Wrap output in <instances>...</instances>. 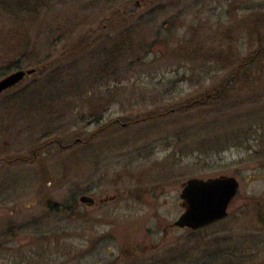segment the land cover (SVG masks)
I'll list each match as a JSON object with an SVG mask.
<instances>
[{"label":"rangeland","instance_id":"1","mask_svg":"<svg viewBox=\"0 0 264 264\" xmlns=\"http://www.w3.org/2000/svg\"><path fill=\"white\" fill-rule=\"evenodd\" d=\"M157 2L0 0V79L8 65L13 66L10 63L19 61L21 70L31 68L32 61L28 62L25 54L43 52L56 40L54 50L67 51L92 33L95 41L76 55V60L68 59L66 64L72 63L69 70L84 73V67L95 65L91 57L100 49L111 53L114 45L121 47L120 53L124 51L120 63L124 69L117 76L126 77L120 85L110 82L104 87L109 91L113 86L114 93L107 96L112 103L107 105L102 122L87 126L83 117L67 134L65 131L58 138L40 142L38 135L16 130V105L2 106L1 99L12 97L13 88L0 95V264H46L53 256L47 251L44 236L50 228L56 229L53 232L66 228L68 235L62 241L60 258L47 264H78L75 224L56 221L47 206L55 201L63 204L69 196L77 198L80 189L90 186L98 198L118 193L116 199H108L99 207L87 212L82 209L95 220L87 229L90 238L104 234L115 224L114 238L98 239L79 264H123L133 257L152 259L147 264H154L170 248H175L172 254L181 258L173 264H264V210L258 212L255 207L259 201L264 209V62L249 69L250 75L235 69V60L251 56L264 46V0H233L231 9L226 3L213 1V9L206 14L186 15L185 24L202 23L214 28L203 31V35H191L181 25L167 32L164 17L157 10L146 13ZM123 3L136 14L129 21L121 15L126 8ZM256 17L258 20H254ZM113 19L116 22L112 23ZM105 25L107 28H103ZM218 25H224L223 33L210 36ZM158 26L161 36L152 35ZM128 27L135 29L131 36L120 35ZM70 30L73 37L69 42L74 44L66 41ZM227 30H231V36H226ZM255 30H261L262 36L253 34ZM102 37L110 41L106 43ZM60 38L64 40L59 42ZM127 46L143 49L137 55L142 54L141 61L135 60L133 67L125 61L131 54ZM144 49L150 52L144 55ZM228 54L233 55L234 63L227 60L229 63L222 65ZM104 59L100 57L96 63ZM29 80L16 87L25 86ZM228 80L232 85L222 91ZM165 104L179 110L157 115L155 110ZM73 117L65 118L64 126H73ZM36 119L26 121L36 127ZM135 120L140 121L130 124ZM123 123L127 125L121 126ZM92 134L86 144L67 145L77 137L89 140ZM18 135L23 137L21 143L28 144L13 145ZM112 139L111 146L102 148ZM82 146L92 148L88 158L78 161L76 155ZM219 175L235 176L239 182L229 218L192 233L174 229L165 235L163 227L182 213L181 184L191 177ZM145 190L146 200L141 204L136 199ZM34 219L37 228L28 224ZM161 243L167 246L164 251L149 248V244ZM145 245L147 249L143 250ZM89 247L84 241L83 251Z\"/></svg>","mask_w":264,"mask_h":264},{"label":"trees","instance_id":"2","mask_svg":"<svg viewBox=\"0 0 264 264\" xmlns=\"http://www.w3.org/2000/svg\"><path fill=\"white\" fill-rule=\"evenodd\" d=\"M254 20H258V17ZM255 33L257 36H262L261 30H255ZM94 34L95 33H92L89 36L82 37L83 39L76 42V47L71 46L73 48L67 51H55L54 48L57 46L55 43L58 41L56 40L51 43V45L49 44V47H46L43 52H38L37 54L33 53L32 55L30 53L25 54L28 62L30 60L32 61L31 64L29 63L32 67L29 69H35V72L30 76V80L25 84V86L21 87V84L11 90L12 97L9 99L7 98L5 101V98L1 99L4 102V104H2L4 108H8L11 103L16 105L14 112L20 117V121L23 120L22 123L19 121L16 126V130L19 129V132H25L27 130L26 123L28 122L26 120L28 118H31V120L37 118V127H35V129L42 127L40 131L41 135L38 136V141L40 142L45 138H51L54 136H57L58 138L63 132L65 133V131V134H67V131H72L74 126L80 123V120L83 117H85L83 119H87V121H85L86 124L84 125H89L94 122L97 123L101 119L102 113L108 108L107 105L112 103L106 100L107 96L111 95V89L108 91L104 87L108 86L110 82L118 83L115 81L117 74H113L109 70L107 71V69L103 66L96 67L86 73L74 74V70L72 72L69 70V66L72 63L66 64L68 59L76 60V55L83 52V50L89 47V45H92V42L95 40H92L91 36ZM120 35L131 36L130 33H121ZM72 37L73 33L72 30H70L69 36L66 37V41L70 43L69 41ZM102 38H104L106 43L110 41L108 38ZM63 40L64 38H60L59 42H62ZM74 43L75 42L70 44ZM141 47L142 46L137 49L132 48V46H127L126 48L127 51L131 53V56L136 58L134 60L139 59L138 61H141L142 57L140 56L142 54L137 57L138 54L142 53L143 49ZM259 47L256 51L251 53V56L235 60V69H238L239 72L242 70L244 75H250L248 72L249 69H253L254 66L264 62V46L260 45ZM116 49L118 50L117 52H120L119 50L121 47L112 45V54L116 52ZM101 50L102 49L97 52V55L95 52L96 56L91 57L90 60L95 59V61H97L100 57L106 58L110 55L107 49L105 52ZM149 52L150 51L145 50L144 55ZM121 53L123 54L124 51L122 50ZM42 57L44 59H41ZM224 60L225 61L220 62L222 65H226L224 62H227L228 64V61H232V64L234 63L233 55H226V59ZM10 64L13 66L8 65L3 74L7 75V72L11 70L16 71L21 70L22 68L19 61ZM120 78L124 81L126 77L120 76ZM180 80L183 81L186 79L181 78ZM228 82L231 81L228 80ZM47 107L48 112L44 113L45 111L43 112V110ZM159 109L163 112L162 115H167V113H173L179 110L178 106L173 105L161 106ZM32 111H35L34 115L31 113ZM80 113L83 114L80 115ZM159 116L153 115L152 118ZM72 117L74 118L73 126H64L62 123L63 120L65 118L69 119ZM32 126L34 128V124ZM47 143L37 146L35 148V152L43 149Z\"/></svg>","mask_w":264,"mask_h":264},{"label":"flooded vegetation","instance_id":"3","mask_svg":"<svg viewBox=\"0 0 264 264\" xmlns=\"http://www.w3.org/2000/svg\"><path fill=\"white\" fill-rule=\"evenodd\" d=\"M213 1L216 4L226 3L227 6H230L229 9H231L232 6H233L232 5L233 4V0H184V3H180L178 0H159V4L157 2V6L154 9L153 8L147 9L146 13H149V11H151V10H157V12L160 14V16L164 17L163 26L165 27V29H166L167 32L168 31L170 32L172 29L173 30H176V28H178L181 25L182 27H186L187 32L189 34H191V35H203L204 34L203 31L209 30L211 32V31H213L214 28H212V27L211 28H208L206 26H202V23H199V24H193V23H191V24L190 23L185 24V22L183 21V19L188 14L192 15L193 17L199 16L201 14H206L209 10H211L212 7H211L210 3H212ZM137 4H138V2H137ZM123 6L126 7V8H124V10H122L121 15L124 17L125 20L129 21L130 19H132L133 16L135 17V15H136L135 12L129 11L127 9V4H124L123 3ZM143 15L144 14L139 15V17H137V18H139V20H141L142 17H143ZM195 20H199V19H195ZM111 22L114 23L116 21L113 19ZM194 25H197L198 27L197 28H194L195 27ZM160 26H158V28H156L155 30H153L152 35L154 34L155 36H161V30H160L161 28H160ZM208 26H211V25H208ZM218 27L219 28H217L215 30L216 33H213L210 36H218V34L223 33L224 25H218ZM103 28H107V25L103 26ZM93 31H95V30H93ZM132 31L133 30H131L130 27H128L127 29H124V32L125 33H130ZM230 31L231 30H227L226 31V36H231ZM168 36H172V35L168 34ZM106 111H104L102 113L101 119L97 123L94 122V123L89 124V125H94V124L96 125V124H99V122H102L103 121L102 117H103V115H104V113ZM114 122H116V121H114ZM108 126H111V124H109ZM94 135L95 134H92L91 135V138ZM90 140L91 139L86 140V141H81V142L83 144H86V143L90 142ZM34 153H35V151H34ZM35 158L36 157L34 156L33 157L34 162H35ZM219 176H221V175H219ZM215 177H218V176H215ZM208 178H210V177H208ZM203 179H207V178H203ZM184 183L185 182H183L181 184V191H182V188H183V184ZM92 188L93 187L90 186V188L89 189H86V190L80 189L79 190V195H78L77 198H74V197H70L69 196V198H67V199L64 200L63 204H60V203H58V202L55 201V203L53 202V204H50V205L47 206L48 207L47 208L48 209L47 212L49 214L52 213L51 216H54V218L56 219V221H65L67 218H70V216L75 215L74 222H73V224H75V227H74V235L73 236H74V239L78 243H76L77 246L74 249V251H75L74 253H75V258H77V257L80 256L79 257L80 259L77 258L79 260L76 259L77 262H78V264L81 263L82 255H85L87 253V250H90V251L93 250V248L96 245V242H97L98 239H101L102 237H104V238L107 239V241H109V240H111V239L114 238V233H113L112 228H114L115 224H113L114 226L112 225V227H111L110 230H108L107 232H105L102 235H97V233H96V234L93 235L92 238H90V236L87 233V229L90 226L94 225L93 222L95 220H93L92 217H89V216L85 215V213H84V211L82 209L84 208L86 210V212H87L88 209H94L95 207H99V205L103 204L108 199L109 200H114V199H116L118 197V195H117L118 193H117V194H114L112 196H107V197H104V198L103 197L102 198H98L92 192ZM238 193H239V188H238L237 194L231 200V202H230V204L228 206V209H227V213H228L227 214V217L225 219H223V220H220V221L215 222V223H213L211 225H208L206 227H203L202 229L210 228V227H212V226H214L216 224H219V223L223 222L224 220L228 219L229 218V215H230V207L232 206V204L237 199ZM180 194H181V192H180ZM140 195L141 196L139 198H137L136 201L142 204L146 200L145 199L146 198V190L144 191V193H141L140 192ZM259 206H260V203H259V201H257L255 203V207L257 208V211L259 212L260 209H261V211H263L264 209L261 206L260 207ZM181 207H182V213L179 215V217L183 214L184 209H185L184 206H183L182 199H181ZM259 216L260 215H258V220L260 218ZM179 217L174 222H172V223H170V224H168V225H166V226L163 227L162 231L164 232L165 235H167V233L169 232V230H174V229H178V230H184V229H186L189 232L191 231V233L192 232H195V231L202 230V229L193 230V229H190V228H187V227H182L181 228V227L177 226L175 223L179 219ZM260 220H262V219H260ZM91 223H93V224H91ZM28 224H29V226H33V227L35 226L36 228L38 226V224H36V220L35 219L32 220V221H30V223H28ZM53 230H56V229L50 228L46 232L47 235L46 234L44 235V236L47 237L46 238L47 239V245H48L47 251L50 252V254L53 255L52 257H48L46 264L48 262L50 263L51 261L57 262V260L55 258H57V257L60 258V256H61V254H60L61 245L63 244L62 241L64 239H66L67 238V235H68L67 232H66V228L64 230H62V231H58L57 230L58 232L57 231H54L53 232ZM92 234H93V232L91 231V235ZM84 241L89 242V244H90V247L89 248H85L86 249L85 251H83V249H84L83 248ZM51 244L54 245V248H51ZM164 247H167V246H165V243H161L160 245H156V246L155 245H152V244L151 245L149 244V248H152V249H154L156 251H158V250L159 251H162ZM144 249H147L146 245L143 248V250ZM173 250H175V248H170V249L166 250L165 251V256H163V258H162V255L159 256L161 258H158L157 263L154 262V264H173L178 259H181V258H176V256L172 254V251ZM64 252L66 254V250L65 249H64ZM110 253L113 255L112 252H110ZM130 254H134V252H132ZM166 255H167V257H166ZM151 260L152 259H145L143 261L142 259L134 258L133 257L132 259H130V261H127V262L125 261V263L123 262V264H129L131 262H139L140 264H142V262H143L144 264H147ZM177 263H178V261H177ZM186 263L187 264H192V263H190L188 261ZM107 264H113V263H107ZM234 264H237V263H234Z\"/></svg>","mask_w":264,"mask_h":264},{"label":"water","instance_id":"4","mask_svg":"<svg viewBox=\"0 0 264 264\" xmlns=\"http://www.w3.org/2000/svg\"><path fill=\"white\" fill-rule=\"evenodd\" d=\"M34 72L35 69L16 70L1 78L0 95L16 87ZM238 188L239 183L234 176L189 178L180 194L185 209L175 224L181 228L198 230L225 219Z\"/></svg>","mask_w":264,"mask_h":264},{"label":"bare ground","instance_id":"5","mask_svg":"<svg viewBox=\"0 0 264 264\" xmlns=\"http://www.w3.org/2000/svg\"><path fill=\"white\" fill-rule=\"evenodd\" d=\"M253 34H255V31H254ZM128 58L129 59L128 60H125V61L126 62L129 61L128 64L129 63L131 64V66H130V64H129V66L130 67H133V64H134L135 60L133 59V57H131V54L129 55ZM41 59H44V58L42 57ZM123 60H124V55L122 53L116 52V53L112 54V50H111L110 55L108 57H106L104 59V61L102 60V62L100 64H98V62L96 63V61H94L93 63L95 65H92L91 64L90 66L84 67L85 69L83 71H84V73H86L87 71H91V70L95 69L96 67L103 66V67H105L107 69V71L109 70L111 73L117 74V73H119L121 71V69H124L123 64H122V66L120 65V63H122ZM115 81H117L118 83L113 82L114 83L113 85H120V83L122 82V78H120V76H116ZM223 84H224V87H223L222 91H224L225 89L229 88L232 85V82H225ZM111 89H112L111 90V94H112V93H114V92H112V91H114V87L111 86ZM155 111H158L157 115H161L162 116V113L163 112L161 111V109H156ZM17 120L20 121V117L19 116L17 117ZM138 121H140V120H135L134 122H130V124L137 123ZM56 124H59V123H56ZM26 125H27V130L25 132H23L25 135H30V134H35V135H38V136L41 135L40 134V131H41L42 127H39L37 129H35V127L33 128V126H31L28 122L26 123ZM126 125H127V123L121 124V126H126ZM113 126L114 127L116 126L115 123L113 124ZM118 129L119 128H116V130H118ZM22 138L20 137V135H18V137H15L14 140H15L16 143H13V145L28 144V143H21L20 140H22ZM88 138L91 139V136H89ZM81 141H86V139L85 138H82V137L81 138L80 137L79 138L77 137V138H75V140L73 142H71V143H69L67 145H69L70 147H71V145H75V146L76 145H79V144L82 145V142ZM34 143L37 144V142H34ZM112 143H113V139H112L111 142L110 141H105V143H103L104 146H102V148L103 147L105 148L106 145L107 146H111ZM90 146H88V147L82 146V148H80L81 146L79 147V150H80L79 151V154H78V152H76L78 154V155H76L78 161H80L81 159H86V158L89 157V155H90L89 154V151L92 148ZM98 148L99 147H97V149ZM93 176H95V175H93ZM6 188H7V186H4V189L3 190H5ZM74 217H75V215H72V216H70V218H67L65 221L72 224L74 222Z\"/></svg>","mask_w":264,"mask_h":264}]
</instances>
